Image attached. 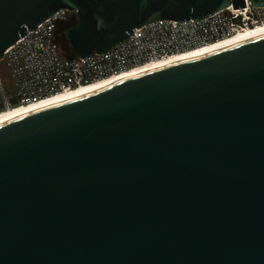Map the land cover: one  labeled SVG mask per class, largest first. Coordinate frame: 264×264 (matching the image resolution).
Instances as JSON below:
<instances>
[{"label": "water", "instance_id": "1", "mask_svg": "<svg viewBox=\"0 0 264 264\" xmlns=\"http://www.w3.org/2000/svg\"><path fill=\"white\" fill-rule=\"evenodd\" d=\"M229 5L0 0V58L59 9L72 59ZM0 264H264V34L0 121Z\"/></svg>", "mask_w": 264, "mask_h": 264}, {"label": "built area", "instance_id": "2", "mask_svg": "<svg viewBox=\"0 0 264 264\" xmlns=\"http://www.w3.org/2000/svg\"><path fill=\"white\" fill-rule=\"evenodd\" d=\"M244 2V7L229 5L199 20H155L135 28L125 41L106 52L72 59L61 55L56 31L60 22L76 18V14L59 9L4 50L0 58V114L264 24V6Z\"/></svg>", "mask_w": 264, "mask_h": 264}, {"label": "bare ground", "instance_id": "3", "mask_svg": "<svg viewBox=\"0 0 264 264\" xmlns=\"http://www.w3.org/2000/svg\"><path fill=\"white\" fill-rule=\"evenodd\" d=\"M263 34H264V24L257 25L255 27L249 28L245 31L238 32L237 34H234L230 37L219 40V41L214 42L212 44H209L207 46L198 47L195 49L185 51L183 53L176 54L173 57L169 58L168 60L155 62V63L149 64L147 66H144L143 68L123 73L122 75L110 78L108 80H105V81H102V82H99L96 84H92L90 86L81 87L75 91L66 92V93H62V94L53 96L51 98H48L46 100L41 101L38 104H35V105H31L28 107L15 108L13 110H8V111L0 114V121L8 119V118L16 117V116H22V115H25V114L30 113L32 111H35V110H38L41 108H45L48 106H52V105H55V104L60 103L62 101H65V100L74 98L76 96L88 93L90 91L99 89L101 87L110 85V84L115 83V82L122 80L124 78L130 77L133 75H137V74H141V73L153 70V69L165 67V66H168L170 64L178 63V62L190 59V58L201 56V55H204V54H207V53H210V52L231 46L233 44H236V43H239L241 41H244V40H247V39H250L253 37H257V36H260Z\"/></svg>", "mask_w": 264, "mask_h": 264}, {"label": "trees", "instance_id": "4", "mask_svg": "<svg viewBox=\"0 0 264 264\" xmlns=\"http://www.w3.org/2000/svg\"><path fill=\"white\" fill-rule=\"evenodd\" d=\"M75 23H76V18H71L67 21L60 22L57 26V31H56L57 42L59 44V51L63 56H67L71 52L70 46L68 44L67 39L65 38L63 30L69 26L74 25Z\"/></svg>", "mask_w": 264, "mask_h": 264}]
</instances>
